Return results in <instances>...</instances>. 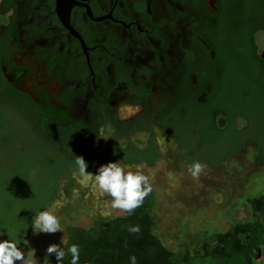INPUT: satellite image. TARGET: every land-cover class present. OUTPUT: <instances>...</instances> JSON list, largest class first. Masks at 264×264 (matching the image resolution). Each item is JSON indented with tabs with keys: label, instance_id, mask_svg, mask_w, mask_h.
Masks as SVG:
<instances>
[{
	"label": "flooded vegetation",
	"instance_id": "af4514ba",
	"mask_svg": "<svg viewBox=\"0 0 264 264\" xmlns=\"http://www.w3.org/2000/svg\"><path fill=\"white\" fill-rule=\"evenodd\" d=\"M262 8L264 0H74L62 23L56 0H0V97L51 128L41 147L63 129V148L131 166L119 153L151 147L160 157L164 133L180 159L192 158L202 145L194 128L215 96V38Z\"/></svg>",
	"mask_w": 264,
	"mask_h": 264
},
{
	"label": "trees",
	"instance_id": "16d2710c",
	"mask_svg": "<svg viewBox=\"0 0 264 264\" xmlns=\"http://www.w3.org/2000/svg\"><path fill=\"white\" fill-rule=\"evenodd\" d=\"M261 19H264L263 8L256 12L252 9L239 20L230 22L225 33L215 38L212 70L215 96L203 106L205 118L194 128L202 135V146L210 150L221 148L219 139L211 138L215 134L229 131L243 135L254 122L264 129V58L256 55L254 34ZM228 57L233 59V63L238 64V60L239 64L243 62L246 66L230 67ZM228 70L232 76L226 81ZM199 108L196 106V109ZM28 115L25 117L29 121L33 119L34 124L28 121L22 124L20 119L6 121L0 118V163L3 157L7 160L4 166L0 164V242L11 238L18 247L29 239L36 213L50 207L55 200L60 181H64V193L73 187L71 174L76 168V156L84 157L88 169L97 160L92 150L86 147L80 150L63 148V129L56 130L57 133L52 135L55 144L52 142L41 147L33 141L37 139L32 134L36 131L37 138L46 141L51 135V128L43 126L34 112ZM236 119H242L245 126L236 128ZM27 126H31V132L26 130ZM11 129L15 132L14 136L7 135ZM263 129L261 132L264 133ZM49 138V141L54 140ZM249 140L255 142L253 160L264 164V142L246 134L240 136L234 148L221 150L214 160L205 152L203 161L212 166L221 165L228 155L240 152ZM128 145L131 150L135 149L131 143ZM129 152L119 153L124 164L144 162L152 166L159 157V153L151 147L146 150L147 155L140 150L133 155ZM196 152V148L188 151L190 155ZM246 203L250 208L249 218L236 221L227 230L215 232L213 243L205 240L199 249H186L179 255L154 233L152 192L131 215L123 212L108 219H95L89 227L66 226V240L61 248L67 250L72 244L79 245V264H131L132 256L136 257L137 264H194L198 259H206L208 264H256L253 256L264 244V193L248 197ZM135 225H139L141 231L130 233L128 226ZM70 261L71 256L68 255L60 264H70ZM45 264L59 262L52 255L47 256Z\"/></svg>",
	"mask_w": 264,
	"mask_h": 264
},
{
	"label": "rangeland",
	"instance_id": "374dc122",
	"mask_svg": "<svg viewBox=\"0 0 264 264\" xmlns=\"http://www.w3.org/2000/svg\"><path fill=\"white\" fill-rule=\"evenodd\" d=\"M255 39L256 55L264 58V31H258ZM228 60L230 67L246 66L243 62L239 64L237 59L238 64L233 63V59H230V57H228ZM226 74V81H228L232 73L228 70ZM22 112L26 111L18 103L0 97V118L6 121L20 119L22 124L23 122L26 124L27 121L34 124L33 119L29 121L26 118L28 116L22 114ZM217 115H221V113L217 112ZM259 125L258 122H254L245 134L264 142V133L261 132L263 128ZM243 126H245L244 121L236 119L235 127L240 129ZM30 127H26L28 132H31ZM7 135L14 136L15 132L12 129L8 130ZM243 135L242 133L234 134L225 131L222 134L211 136V138H218L221 143V148L218 151L202 146L197 139V135H195L197 139L195 141L198 142L199 147L202 146V149L198 147V152L194 157L183 160L178 157L181 151L172 142V135L160 133L163 139L159 149L160 157L152 166L141 163L131 166L121 165L132 171L140 170L149 177L153 189L151 213L155 223L154 233L176 255L181 254L186 249L190 251L199 249L205 240L213 243L212 235L215 232L227 230L236 221L249 218L250 208L246 203V199L264 193V164H257L253 160L254 141H247L240 152L228 155L221 165L212 166L203 161L206 153L214 160L218 158V154H221V150L234 148L240 136ZM187 136L185 130L179 134V138L182 140ZM195 137L194 135L190 136L189 141L192 145ZM33 141H41V139ZM2 159L0 164L4 166L3 163L7 160L5 157ZM196 161L206 165L204 173L200 175L198 180L194 179L188 171L190 165ZM100 166H102L100 162H93L87 171L96 174ZM1 183L0 180V186ZM63 185L64 181H60L59 190L51 206L57 200L66 201L64 206L56 213L61 217L60 222L64 232L36 234L34 229L31 228L29 239L20 246L26 254V259H29V264H45L46 250L49 245L59 244L61 247L63 246L61 241L63 239L65 243L66 226L89 227L95 219H106L101 215L103 203L98 207L95 197L90 195L87 189L81 188L76 178H74L73 187L68 193L63 192ZM76 190H79L78 198L74 196ZM121 214L123 212L119 210H112V215L108 218ZM261 246H264V244ZM257 254L253 256V260ZM198 260L199 264H208L204 259L201 262L200 259ZM255 263L264 264V262ZM17 264H20V262L18 261Z\"/></svg>",
	"mask_w": 264,
	"mask_h": 264
},
{
	"label": "clouds",
	"instance_id": "9594fccd",
	"mask_svg": "<svg viewBox=\"0 0 264 264\" xmlns=\"http://www.w3.org/2000/svg\"><path fill=\"white\" fill-rule=\"evenodd\" d=\"M99 138H104L103 129L100 130ZM75 165L73 177L77 179L81 188L87 189L89 194L95 197L98 207L103 203L101 215L106 219L112 215V210L133 214L143 205L144 200L153 190L147 175L140 170L126 169L120 162L106 163L98 168L96 174L87 171L88 164L83 156H76ZM205 168L206 165L196 161L190 165L188 171L194 179L198 180ZM74 196L79 197V190L74 191ZM65 203L64 200H57L49 209L37 212L31 225L34 232L36 234L64 232L60 222L61 217L56 213ZM128 231L136 234L141 229L139 225L128 226ZM61 243L64 244L63 239ZM52 255H55L59 264L68 255L71 256L70 264H79L80 247L72 244L65 250L59 244H51L46 250L45 259ZM130 260L131 264H137L135 256H132ZM18 261L20 264H29V259H26L25 252L18 247L17 242L11 238L0 242V264H17Z\"/></svg>",
	"mask_w": 264,
	"mask_h": 264
},
{
	"label": "water",
	"instance_id": "95a60500",
	"mask_svg": "<svg viewBox=\"0 0 264 264\" xmlns=\"http://www.w3.org/2000/svg\"><path fill=\"white\" fill-rule=\"evenodd\" d=\"M74 0H56V11L62 23L69 22V14Z\"/></svg>",
	"mask_w": 264,
	"mask_h": 264
},
{
	"label": "crops",
	"instance_id": "0c3cea01",
	"mask_svg": "<svg viewBox=\"0 0 264 264\" xmlns=\"http://www.w3.org/2000/svg\"><path fill=\"white\" fill-rule=\"evenodd\" d=\"M206 262L207 260L204 259ZM255 262L262 263L264 262V246H260L258 249V254L254 258ZM203 261V259H200V262ZM194 264H199V260H196Z\"/></svg>",
	"mask_w": 264,
	"mask_h": 264
}]
</instances>
